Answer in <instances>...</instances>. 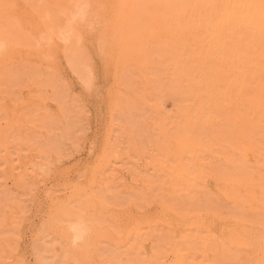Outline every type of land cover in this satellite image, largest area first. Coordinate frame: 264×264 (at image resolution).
Here are the masks:
<instances>
[{"label": "rangeland", "instance_id": "obj_1", "mask_svg": "<svg viewBox=\"0 0 264 264\" xmlns=\"http://www.w3.org/2000/svg\"><path fill=\"white\" fill-rule=\"evenodd\" d=\"M225 2L0 0V264H264V28L217 81L178 13Z\"/></svg>", "mask_w": 264, "mask_h": 264}, {"label": "bare ground", "instance_id": "obj_2", "mask_svg": "<svg viewBox=\"0 0 264 264\" xmlns=\"http://www.w3.org/2000/svg\"><path fill=\"white\" fill-rule=\"evenodd\" d=\"M206 1L209 2L211 0ZM206 4V6L201 7L195 5L187 6L185 8L180 7V12H178L179 19L183 21L184 27L186 26V28H190L192 32H195V34L198 35V37L202 36V30L205 31L204 38L206 44L208 47L212 46L213 51H211L214 52L220 60L218 61L219 68L216 69L217 72L215 73L217 81H219L221 77L223 78L231 74L230 65L232 55L230 52H227L226 47L230 41V28L232 22H238L239 25H237V29H241V26L246 24L253 25L255 32L263 29L264 0H226V2L219 8H213V6L210 7L209 3ZM182 5L183 4H181V6ZM202 41L203 40L200 38V42ZM200 50L199 53L204 57L206 53L204 52L205 50ZM231 98L232 97L229 95L227 97L228 100L224 99L225 105H227L225 110L226 108L235 105Z\"/></svg>", "mask_w": 264, "mask_h": 264}]
</instances>
